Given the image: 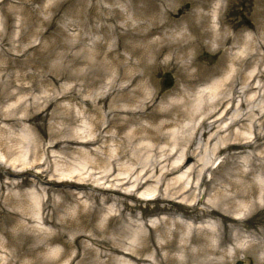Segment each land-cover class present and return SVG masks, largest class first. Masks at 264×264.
<instances>
[{
  "label": "bare ground",
  "instance_id": "1",
  "mask_svg": "<svg viewBox=\"0 0 264 264\" xmlns=\"http://www.w3.org/2000/svg\"><path fill=\"white\" fill-rule=\"evenodd\" d=\"M18 1L20 5L15 7V10L25 16L20 26L21 34L17 40L19 48H23L22 42L29 39L30 33L43 37L56 31L54 20L47 24L44 32L35 31L34 27L41 19L38 11L32 12V7L40 0ZM135 1L131 4L135 12L138 11L137 6H142L143 14L152 10L156 12L157 17L159 16L158 23H153L154 28L149 34L158 31L172 34V30L181 27L180 24L168 18L167 10H160V4H169L170 0H154L157 2L156 5L151 0ZM7 3H10V0H0V9H4ZM208 3L209 0H197L195 5L198 11L182 22L185 30L188 31L187 44L182 45L181 43L182 46L175 48L169 41L170 44L161 41L153 43L146 41L143 37L146 46L138 47L134 42L137 39L136 35H120L119 40L132 39L121 44L125 50L129 51L130 58L125 59L119 53V49L112 50V52L100 49L93 56L96 58L95 61L94 58L86 55L76 54L71 60L72 65L75 67L88 66L85 73L77 72L72 76L75 81L81 80L82 84H76L67 94L57 92L49 97H37L34 93L39 91L42 85L58 86L62 77L46 67V63L56 56V42L51 44L47 52L40 54L38 59H36L38 54L31 55L30 51L41 44L26 50L21 49V55L12 58L11 49L5 47H10L13 41L6 35L0 34V47L3 49L1 53L8 57L3 67H0V102L14 100L20 94L27 96V98L20 97L15 108L0 115L1 125L8 123L13 128L21 127V133L14 137L7 129L0 126L2 132L0 151L3 152L1 156L4 157L3 161L0 160V181L6 178L5 181L0 182V249L13 248L10 257L2 260L0 264H120L116 256L121 254H125V257L133 262L132 264H140L149 261L151 251L155 254L153 264H239L241 263L239 253L244 251L243 261H248L249 252H245L246 249L237 248L234 255H230L226 249H223V246L226 241L241 239L245 233L244 228L247 227L253 229L251 232L253 235L246 230L252 237L248 250H255L257 254L260 252L264 255V220L262 218L258 220L261 226L245 225L252 221L253 212L258 205L251 199L262 195L264 197V186L252 185L248 182L254 170L264 169L263 164L259 166L255 163L250 164V171L243 174L245 178L243 182H234L231 180L234 173L229 174L225 182L235 189L233 195H229L226 191L218 192L215 197L207 200L208 204H204L201 216L220 221V228L211 224L196 228L192 226L193 224L183 220L185 216H176L171 219L165 218L162 221L155 220L151 226H146L152 228H149L151 235L147 240L143 238L142 229L135 224V221L126 220L124 211L117 210L120 206H125V199L134 197L136 202L162 201L173 204V206L177 203L183 208L190 206L198 209L200 201L197 202L195 195L197 190L202 189L204 184L207 188L208 185L210 187L215 184L214 176L211 175L207 182L205 178L206 173L211 169L209 158H215L223 150L236 147L242 150L252 145V141L246 140L247 138L238 139L236 140L238 142L228 144L223 148L215 143L209 155L203 153L207 152V148L202 150L200 145V141L207 133L199 132L200 127L206 123L201 122L202 116L219 115L218 112L222 110L217 121L222 120L232 110L229 104L234 105L237 101V107H248L255 102L256 97L248 98L246 94L257 89L259 93L264 91V88L254 86L260 73L256 76L255 73L245 77L239 76V73L236 74L234 62L221 78L196 87L207 76L219 72L217 68H220L227 58L223 51L225 46L235 41L234 37L223 36L221 29L208 30V16L200 12V6L207 7ZM101 10H104L103 6ZM113 12V14H118L117 9H113ZM6 16L5 22L0 17V26L4 24L5 29L8 30L12 19L11 15ZM97 18L102 21L98 30L105 40L117 34L118 26L110 28L108 25L109 21L114 22L115 15L102 18L99 13ZM209 36L216 39L220 44L218 50L223 52L217 68L199 66L196 72H190L195 63L188 62L187 57L192 52L199 54L205 46L204 40ZM240 40L246 45L249 44L246 37L241 36ZM165 53L169 54L171 60L161 63L160 59ZM258 54L259 51L255 56ZM231 57L233 61L240 59L238 55H231ZM244 62L240 60V63ZM171 65L177 67L176 76L178 82L184 84V91H192L196 88L193 94L187 93V97L182 98L183 107L187 105L188 110L191 111L190 120L197 117L198 124L201 122L197 131L190 129L189 135L174 132H170V137L163 135L162 129L168 125L165 120H162L155 130L141 123L144 118H149L153 122L160 118L157 112L149 111L148 96L150 97L152 93L145 94L142 89L144 92L148 89L154 91L158 87V77L162 70L170 68ZM28 66L35 68L36 72L24 73ZM14 70L16 72H13ZM106 79L104 86L106 90L100 94L101 97L93 101L82 99V91L76 88L83 87L85 90H90ZM124 81H127L126 85L122 84ZM17 82L19 84H16ZM243 95H245V100L242 99ZM67 97L81 101L86 107L95 111L98 115L95 128L87 129L79 126L78 123L82 122L84 117L79 114L75 116L68 109H64L61 113L54 111L49 113V109L53 106L58 108V102ZM204 107L209 108V111L213 109V112L205 114L206 108ZM180 113L185 115L186 111L182 110ZM247 114L246 112L242 116ZM49 118L59 121L62 128L45 132L43 127ZM243 120L244 117H240L236 119L235 124ZM73 125L78 126L74 128ZM72 127L73 129L69 131ZM32 130L36 131L35 134L39 136L37 141H34V137L32 138L29 133ZM199 135L203 136L198 138ZM164 137L172 141L169 146L171 151L169 157L166 146L154 148V145L149 142L151 140L162 141L166 139ZM38 140H40L39 144ZM213 140L214 135H211L209 141ZM96 145L97 147H94ZM29 147L36 155L33 156V160L26 163L24 161L27 157L25 150ZM56 150L63 155L79 154L80 169L69 165L66 169L67 176L60 175L59 177L57 172L61 171L60 164L57 158L54 161L51 160L52 152L59 154ZM198 150H200V155H197ZM154 154L167 157L164 162L162 161L163 163H170L176 154H179V157L171 166L159 169L160 165H156L153 161ZM195 154L197 164L188 168L189 176H186L187 173H182L171 178L186 168L188 163L184 160L188 161L187 158ZM44 156L45 161L42 160ZM236 167L239 168L238 165ZM193 171L194 176L191 180L189 177ZM157 173H160V177L157 180V187L154 188L152 183L155 182ZM29 176L33 180L29 179ZM19 178H23L22 181H12V179ZM39 184L44 186L45 200L41 199ZM70 189L84 191V195L78 197L77 193ZM56 194L61 195L60 200L55 199ZM85 197L92 201L88 206L80 203V200ZM70 203L77 205L74 212L68 209ZM113 207L117 209L114 211ZM125 207L134 212L139 205ZM39 214L42 215L41 223L44 226L53 227L58 233L52 235L33 228ZM197 218H200V215ZM193 219L196 218L193 217ZM172 226L174 229L171 228ZM29 232H35V235H28ZM70 232L74 233V243H63L64 238ZM157 232H160L161 236L153 237ZM85 238L91 239L93 244L99 246L103 252L97 254L92 249L83 248L81 240ZM125 239H128L131 244L141 240L142 247L127 249ZM161 240H164L163 243ZM60 244H65L63 252L56 250L51 257L39 255L47 246ZM73 245L77 252L73 258L69 259L67 258L68 252L74 247ZM177 252H183L184 257L180 260L175 258L173 254ZM211 256L221 259L211 258ZM253 264H264V256L260 259L256 255Z\"/></svg>",
  "mask_w": 264,
  "mask_h": 264
},
{
  "label": "rangeland",
  "instance_id": "2",
  "mask_svg": "<svg viewBox=\"0 0 264 264\" xmlns=\"http://www.w3.org/2000/svg\"><path fill=\"white\" fill-rule=\"evenodd\" d=\"M133 1L135 0H40V2L34 3L32 7V12L38 11L37 13L40 15L41 19V21L39 22L40 25L38 24L34 27L35 31L44 32L47 28V24L51 20H54L55 22L56 31L51 34H44L45 36L43 37L39 34L30 33L29 39L25 42H22L23 48H19L17 40L19 35L21 34L20 26L25 16L21 15L17 12V10H15V7H19L20 1L10 0V3L4 5V9H0V17H2L3 22L6 21V15H11L12 20L10 22V27L7 30L5 29L4 24H2V26H0V34L6 35L8 39H11L13 41L10 44V47H5L6 49H11L12 58H14L16 55H21V49L26 50L33 47L34 45L41 44V46L33 48L31 49L32 51H30L31 55H33L34 53L38 54L36 55V59H38L40 54L47 52L51 48V44L53 42H56V56L54 59H51L50 62L46 63V67L48 69L50 68L53 72L57 73V75H61L62 77L58 83V86L51 87L48 85H42L40 90L36 91L34 95L37 97H49L57 92L58 94H67L71 88L75 87L76 84H82L81 80L75 81L74 79H72V76L77 72L85 73L88 67L87 65H79L78 67L72 65L71 60L74 56H76V54H82L94 58L93 56L98 53L97 51H99L100 49H104L106 52H112V50L117 51L119 49V53L125 59L130 58L129 51L125 50L123 46H121V44L123 42H129L132 39L128 40L127 38H124L122 40H119L120 35H136L137 39L134 40V42L138 47L146 46V42H144V40L142 39L143 37H145L146 41L148 42L159 43L161 41L162 43H171L175 48L187 44L188 31L185 30L184 24L182 22L185 21L189 16L193 15L196 11H198V7L195 5V2L197 0H170L169 4H160V10H167L168 18H170L171 21H174V23L176 22L181 25V27L172 30V34H166L163 32L161 33L159 31L153 34H149L150 31L154 28L153 23H158L159 16L157 17V15L155 14L156 12L152 10H148L146 14H143L141 8L142 6H137L138 11L135 12L131 7ZM151 1L155 3V5L157 4V2H155L154 0ZM94 6L95 9H93ZM101 6L104 7V10H101ZM113 9H117L118 14H113ZM200 12L204 13L206 17L208 16V30H214L215 28L221 29L223 36L234 37L235 41H233L232 44H228L227 46H225L223 51L225 52L227 58L225 60V63L220 68H217V64L220 61L223 52H220L218 50L220 44L212 36H209L204 40L205 46L202 48L199 54H196V52L194 54V52H192L190 56L187 57L186 60L188 62L195 63L190 72H196L197 69H199V66H204V68L207 67L211 69H219L218 73L207 76L201 82H199L196 87L211 83L217 78H221L229 70L232 62H234L236 66L235 70H237L236 74L239 73V76L245 77L250 75L251 73H255L256 76L260 73V76L255 80L256 82L254 86H260L261 88H264V0H209L207 7L200 6ZM99 13H101L102 18H110L112 15L116 16L114 22L109 21L108 25L110 28L118 26L117 34L112 35L107 40L104 39L103 35L99 33L98 30L102 25V21L98 20L97 18L99 16ZM29 17L30 16H28V18ZM214 25H216V27H214ZM147 35L150 36L147 37ZM235 35L238 37H236ZM241 36L247 38L249 42L248 45L240 40ZM97 44L98 47H96ZM258 51L259 54L255 56ZM1 52H3V49L0 47V67H3V63L8 59V57H6ZM231 55H238L240 59L233 61ZM95 59L96 58H94V61ZM165 60H171V57L168 53H165V55L160 59V62L164 63ZM240 60L245 62L242 64L240 63ZM38 70L40 69L38 68ZM176 71L177 67L175 65H171L170 68L163 69L160 77H158V87L154 91L148 89V91L144 92V90L142 89L143 93L145 94L152 93L150 97L148 96V100L150 101L149 111L154 113L157 112V114L160 115V118L156 122H153L149 118H144L141 121L142 125L155 130L162 122V120H165L167 121L168 125L164 129H162V133L163 135H168L170 137V134L172 132L176 134L184 133L185 135H189L190 129L193 131H197L201 122L205 121L206 123L200 127L199 132L207 133L205 134V136L199 135L198 138H201L200 136H203L202 140L200 141V145L202 150L205 147L207 148V152L203 153L208 155L210 154V149L213 148L215 143L219 144V146L223 148L228 144L238 142L236 141L238 139L242 140L244 138H247L246 140L252 141V145L250 147L243 148L242 150H239L238 147L229 150H223V152L218 154L215 158H209V160L211 161L209 168L211 169H209V171L206 173L205 178L207 182L211 175L212 177L214 176L215 184H212L210 187L208 185V188L204 184L202 189L197 190L195 195L197 196V202L200 201V207H198V209L192 208L190 206H186L185 208H183L178 206L177 203L173 206V204H168L167 202L162 201L136 202L135 197L127 198L124 200L125 206H132L135 204L139 205V207L134 212L128 210L124 205L120 206L119 209L115 207L112 208L114 209V211L116 209L123 210L124 218L129 221H135V224H137L138 227L142 229L143 238H146L147 240L151 234L149 232L150 227L146 226H151L152 222H154L155 220L162 221L165 218L171 219L176 216H185L184 219L182 217L181 218L185 222L191 225L193 224L192 226L196 228L200 226H202L203 228L204 225L209 224L213 225L216 228H220V221L215 219L203 218L201 216V209L205 207L204 204H208L207 200L215 197V194H217L218 192L226 191L229 195H233L235 189H232L231 186L225 182V179L226 177H229V174L234 173V176L231 178V180H233L234 182H243L245 180L243 174L250 171V164L255 163L257 166H259L260 164L264 165V91L262 90L259 93L257 89L249 94H246V97L248 98L256 97L255 102L248 107L239 108L236 106V101L234 105L229 104V106L232 107V110L227 116H225L224 119L217 121V119L222 114L221 110L220 112H218L219 115L202 116L200 119L201 122L198 124L199 121H197V117H194L192 120H190L189 114L191 111L188 110L187 105L183 107L182 99L183 97H187V93H189V95L193 94L196 88L192 91H184V84L178 82ZM13 72H16V70H14ZM34 72H36V69L30 66H28V68L24 70V73ZM25 82L28 83L29 81ZM105 82H107V79L103 83H100L97 87L90 90H85V88L83 87L76 88L82 91V99L86 98L93 101L98 97H101L100 94L106 90L104 87ZM16 84H19V82H17ZM122 84L126 85L127 81H124ZM180 90L183 91L181 92ZM20 97L27 98L25 94H20L14 100H4L0 102V115L7 113L9 110L15 108V106L17 105V100ZM242 99L245 100V95L242 96ZM57 106L58 108H56V106H53L51 109H49V113L51 114L52 111L61 113L64 109H68L73 112L75 116H78L79 114L81 117H84L83 121L78 123L79 126H83L87 129L95 128V122H97L98 120L96 116L98 115L95 113V111H93V109H90L83 103H81V101L71 100L67 97L66 99L59 101ZM201 108L202 107H200V109ZM205 108V114H211L213 112V109L209 111V108L204 107V109ZM219 109L220 108L218 107L217 110L219 111ZM182 110L186 111L185 115H181L180 111ZM246 112L248 114L246 116H242ZM240 117H244V120L238 124H235L236 119H239ZM40 124L42 123L40 122ZM78 125H73V127L75 128V126ZM0 126L4 129H7L12 136L19 135L21 133V127L13 128L8 123H6V125L0 124ZM73 127L69 129V131H71ZM43 128L45 132H52L61 129L62 126L59 121H55L54 119L49 118L47 119L45 127ZM193 131H191V133ZM29 133L32 135V138L34 137V141L39 138L38 134H35L36 131L32 130ZM211 135H214V140L212 142L209 141ZM1 136L2 132L0 131V137ZM164 139L165 140L162 141L151 140L149 142L154 145V148L166 146V151L168 152L167 156L169 157L171 153L169 146L172 141H170L167 137H164ZM39 143L40 140H38V144ZM94 147H97V145ZM30 148L31 147L25 150V152H27V157L24 160L26 163H29L30 160H33V156L36 155V153H34ZM56 151L59 154L57 155V153L52 152L51 160L54 161V159L57 158V161L60 164L59 168H61V174L57 172V175L59 177H61L60 175L67 176L68 173L66 172V169L69 165L80 169L79 154L73 153L71 155H63L60 154L58 150ZM2 153L3 152L0 151V160L3 161L4 157L1 156ZM159 155L160 154L153 155V161L156 163V165H160L159 169H162L164 166H171L174 160L179 157V154H176L174 158L171 159L170 163H163L165 161L164 159L167 157H165L164 155ZM197 155H200V150L197 151ZM42 158V160L45 161V156ZM187 159L188 161L184 160V162L188 163V166L184 168L180 173L172 176L171 178L179 176L182 173H187L186 176H189L190 173L188 171V168L193 166L194 164H197L196 154L193 155V157H188ZM236 165H238L239 168H237ZM88 168L90 167L88 166ZM193 176L194 171L189 178L193 180ZM159 177L160 173H157L155 182L152 183V187H157L156 185ZM22 179L23 178L12 179V181L20 182L22 181ZM29 179L33 180L31 176H29ZM5 180L6 178L1 179V181ZM248 180V182L252 185L259 184L264 186V169L254 170L253 175H251ZM41 184H39L38 187L40 189L41 199L45 200L46 198L44 195V186ZM27 189H29V187H27ZM70 191L77 193L78 197H82L84 195V191L71 189ZM59 197L61 198V195L59 196L58 194H56L55 199L60 200ZM251 200L254 203L256 202L258 205L253 212L254 215L252 221L245 225L261 226V223L258 224V220L260 218L264 220V197L262 195L261 197L258 196L256 198H252ZM80 203L88 206L92 203V201L88 197H85L80 200ZM68 209L71 212H74L77 209L76 203L68 204ZM199 215L200 218H197V216ZM193 217H195L196 219H193ZM41 218L42 215L39 214L36 219L37 223L33 225V228H36L47 234L55 235L56 233H58L57 230H55L53 227L44 226L41 223ZM171 228L174 229L173 226ZM244 229L245 233L244 236L241 237V239H239L238 241H226L223 249H226L227 253L230 255H234L237 248L246 249L245 252H249L250 258L248 261H243L245 253L244 251H241L239 253L241 263L239 264H253L255 263L256 255L260 257V259L264 255L260 252H258L257 254L255 250H248L251 244L250 241L252 239L249 234L253 232V229L248 227ZM246 230L249 232V234L246 232ZM29 234L34 236L35 232H29L28 235ZM155 236H161L160 232H157L155 235H153V237ZM74 239V233L70 232L67 234V237L64 238L63 243L73 244ZM163 241L164 240H161V243H163ZM81 242V246L85 249H92L97 254H101L103 252L101 248L93 244L92 240L89 238H85L81 240ZM125 242V248L127 249H140L142 247V245L140 244L141 240L140 242H137L135 244H131L128 239H125ZM63 245L65 244L47 246L42 252H40L39 255L41 257H51L56 250H58L59 252H63ZM12 250V247L0 249V262L2 260H5L6 258H9ZM76 252L77 250L74 246L69 250L67 258H73ZM162 255H164V252H162ZM173 256L180 260L184 257V254L183 252H177L174 253ZM116 257L120 264L133 263L130 262L129 258L125 257V254H121ZM154 257L155 254L153 251H151L148 257L149 261L142 262L140 264H153L152 261H154ZM94 258H96V256H94ZM211 258H215L218 260L221 259L219 257L213 256H211Z\"/></svg>",
  "mask_w": 264,
  "mask_h": 264
}]
</instances>
